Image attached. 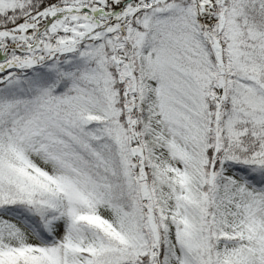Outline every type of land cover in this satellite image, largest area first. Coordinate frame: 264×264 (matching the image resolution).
Returning a JSON list of instances; mask_svg holds the SVG:
<instances>
[{"label":"snow or ice","instance_id":"6c2138e0","mask_svg":"<svg viewBox=\"0 0 264 264\" xmlns=\"http://www.w3.org/2000/svg\"><path fill=\"white\" fill-rule=\"evenodd\" d=\"M0 264H264V0H0Z\"/></svg>","mask_w":264,"mask_h":264}]
</instances>
